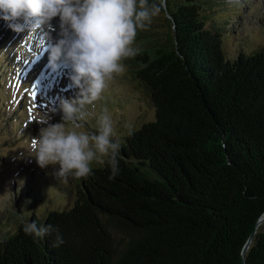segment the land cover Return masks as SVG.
<instances>
[{
  "label": "trees",
  "instance_id": "trees-1",
  "mask_svg": "<svg viewBox=\"0 0 264 264\" xmlns=\"http://www.w3.org/2000/svg\"><path fill=\"white\" fill-rule=\"evenodd\" d=\"M210 2L166 0V37L138 32L155 119L122 138L115 178L93 164L69 209L0 235V264H242L264 213V47L226 60ZM33 221L64 243L25 233ZM244 261L264 264V223Z\"/></svg>",
  "mask_w": 264,
  "mask_h": 264
},
{
  "label": "rangeland",
  "instance_id": "rangeland-1",
  "mask_svg": "<svg viewBox=\"0 0 264 264\" xmlns=\"http://www.w3.org/2000/svg\"><path fill=\"white\" fill-rule=\"evenodd\" d=\"M209 1L203 13L209 23L221 22V49L226 60H234L239 53L254 54L264 47V0ZM165 18L162 13L150 26L152 31L160 32L162 39L168 33ZM58 31V18H54L50 35L55 38ZM143 42L136 40L134 46L142 50ZM49 46L42 31L31 36L27 30L17 33L0 19V235L13 233L32 214L40 219L49 211L69 209L75 198L76 180L80 179L56 177L58 165L41 168L34 157L28 156L30 137L37 136L43 126L40 120L46 115L49 123L60 122V99L74 98L77 91L68 68L58 64L53 70L49 66ZM5 60L10 65L4 66ZM123 63L126 71L110 82L98 101L86 106L87 115L77 122L82 125L77 130L96 132V118L107 109L115 123V138L121 142L128 131L155 119L149 92L135 78L130 58ZM44 69L52 79L35 85ZM67 126L73 127L71 123Z\"/></svg>",
  "mask_w": 264,
  "mask_h": 264
},
{
  "label": "clouds",
  "instance_id": "clouds-1",
  "mask_svg": "<svg viewBox=\"0 0 264 264\" xmlns=\"http://www.w3.org/2000/svg\"><path fill=\"white\" fill-rule=\"evenodd\" d=\"M162 13L166 0H0V19L17 33L42 31L50 44L49 66L68 68L77 89L74 98L60 99L61 121L49 123L45 115L38 135L30 137L28 156L38 166L58 165L54 174L64 179L92 175L93 163L109 165L111 178L119 174L121 142L108 110L97 116L96 132L77 130L82 128L77 122L85 119L86 106L98 101L110 82L126 71L123 61L140 52L134 46L138 32L146 31ZM54 18L59 28L55 38L50 35ZM24 231L36 238L55 232L53 247L64 243L51 225L28 222Z\"/></svg>",
  "mask_w": 264,
  "mask_h": 264
},
{
  "label": "water",
  "instance_id": "water-1",
  "mask_svg": "<svg viewBox=\"0 0 264 264\" xmlns=\"http://www.w3.org/2000/svg\"><path fill=\"white\" fill-rule=\"evenodd\" d=\"M263 223H264V213L258 218V220H257V222H256V224H255V229L251 232L249 238L247 239V241H246V243H245V245H244V247H243V250H242V264H245V261H244V255H245V253H246V251H247V249H248L250 243H251L252 240H253L254 234H255V232H256V228H257L259 225L263 224Z\"/></svg>",
  "mask_w": 264,
  "mask_h": 264
},
{
  "label": "bare ground",
  "instance_id": "bare-ground-1",
  "mask_svg": "<svg viewBox=\"0 0 264 264\" xmlns=\"http://www.w3.org/2000/svg\"><path fill=\"white\" fill-rule=\"evenodd\" d=\"M36 61H38V60H36ZM44 71V72H43ZM42 72H43V74H39V77L37 78V80H36V82H35V85H37L38 83H42V82H44L43 80H46L47 78L49 79L50 78V75H52V74H50L49 73V71L48 70H43ZM52 72V71H51ZM50 74V75H49ZM54 75V74H53ZM53 77V76H52ZM52 79V78H51ZM51 79H49V80H51ZM47 81V80H46ZM43 84V83H42Z\"/></svg>",
  "mask_w": 264,
  "mask_h": 264
},
{
  "label": "snow or ice",
  "instance_id": "snow-or-ice-1",
  "mask_svg": "<svg viewBox=\"0 0 264 264\" xmlns=\"http://www.w3.org/2000/svg\"><path fill=\"white\" fill-rule=\"evenodd\" d=\"M33 97L35 98V93H33Z\"/></svg>",
  "mask_w": 264,
  "mask_h": 264
}]
</instances>
